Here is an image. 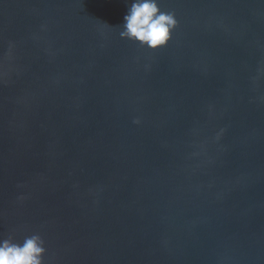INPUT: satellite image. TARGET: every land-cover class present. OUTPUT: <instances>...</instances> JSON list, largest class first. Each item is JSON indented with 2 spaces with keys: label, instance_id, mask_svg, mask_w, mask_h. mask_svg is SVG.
I'll return each instance as SVG.
<instances>
[{
  "label": "water",
  "instance_id": "1",
  "mask_svg": "<svg viewBox=\"0 0 264 264\" xmlns=\"http://www.w3.org/2000/svg\"><path fill=\"white\" fill-rule=\"evenodd\" d=\"M0 0V239L43 264H264V0ZM138 119L139 123H134Z\"/></svg>",
  "mask_w": 264,
  "mask_h": 264
},
{
  "label": "clouds",
  "instance_id": "2",
  "mask_svg": "<svg viewBox=\"0 0 264 264\" xmlns=\"http://www.w3.org/2000/svg\"><path fill=\"white\" fill-rule=\"evenodd\" d=\"M177 23L175 13L162 10L159 0H127L119 36L154 50L168 43ZM45 252V242L38 234L25 237L22 242L0 239V264H43Z\"/></svg>",
  "mask_w": 264,
  "mask_h": 264
}]
</instances>
